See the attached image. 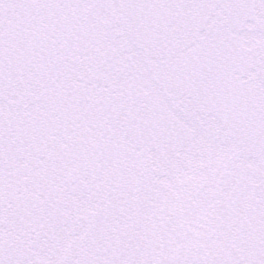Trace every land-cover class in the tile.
<instances>
[{
	"label": "snow or ice",
	"instance_id": "6c2138e0",
	"mask_svg": "<svg viewBox=\"0 0 264 264\" xmlns=\"http://www.w3.org/2000/svg\"><path fill=\"white\" fill-rule=\"evenodd\" d=\"M0 264H264V0H0Z\"/></svg>",
	"mask_w": 264,
	"mask_h": 264
}]
</instances>
